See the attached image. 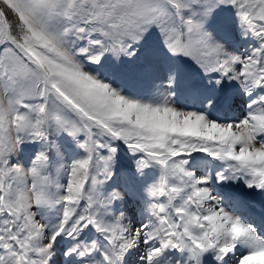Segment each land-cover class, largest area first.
I'll list each match as a JSON object with an SVG mask.
<instances>
[{
	"label": "snow or ice",
	"instance_id": "1",
	"mask_svg": "<svg viewBox=\"0 0 264 264\" xmlns=\"http://www.w3.org/2000/svg\"><path fill=\"white\" fill-rule=\"evenodd\" d=\"M0 264H264V0H0Z\"/></svg>",
	"mask_w": 264,
	"mask_h": 264
},
{
	"label": "rangeland",
	"instance_id": "2",
	"mask_svg": "<svg viewBox=\"0 0 264 264\" xmlns=\"http://www.w3.org/2000/svg\"><path fill=\"white\" fill-rule=\"evenodd\" d=\"M240 107L242 108V107H243V105H240Z\"/></svg>",
	"mask_w": 264,
	"mask_h": 264
}]
</instances>
